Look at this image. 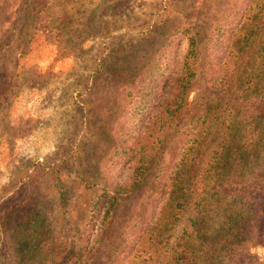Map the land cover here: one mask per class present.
Returning <instances> with one entry per match:
<instances>
[{
    "label": "rangeland",
    "instance_id": "rangeland-1",
    "mask_svg": "<svg viewBox=\"0 0 264 264\" xmlns=\"http://www.w3.org/2000/svg\"><path fill=\"white\" fill-rule=\"evenodd\" d=\"M34 1L0 0V224L36 191L58 251L50 264H78L77 259L85 260L77 246L81 234L86 236L84 217L112 196L108 217L99 211L87 244L96 264H111L114 244L123 236L119 251L124 257L129 239L153 216L147 211L128 223L142 188L130 187L134 163L109 150L124 116L121 105L111 102L133 90L122 81L124 67L138 70L147 56L158 58L164 50L162 57L176 73L189 36L198 40L201 65L220 63L229 51L218 56L223 37L218 38L244 0H99L93 16H78L82 23L95 22L85 34V24L65 25L67 0H48L58 13L53 30L34 21L30 28L25 8ZM251 2L254 6L256 0ZM109 70H115L112 79ZM205 80H196L187 102L214 92ZM48 168L58 169L57 174L42 177ZM188 216L182 212L169 228V243L189 224ZM11 231L2 230L0 237ZM138 253L134 259L144 258ZM249 253L263 260L264 241ZM0 258L9 259L4 243Z\"/></svg>",
    "mask_w": 264,
    "mask_h": 264
},
{
    "label": "trees",
    "instance_id": "trees-1",
    "mask_svg": "<svg viewBox=\"0 0 264 264\" xmlns=\"http://www.w3.org/2000/svg\"><path fill=\"white\" fill-rule=\"evenodd\" d=\"M97 1L67 0L65 25L75 21L79 27L86 25L82 34L91 32L92 19L83 23L77 19L93 16ZM251 1L244 0L232 14L233 23L220 34L218 56L229 51L220 63L201 65L198 40L189 36L176 73L162 57L164 50L158 58L155 53L147 56L138 70L124 67L122 81L133 90L111 102L117 108L121 105L124 116L109 150L134 163L130 187L142 188L128 223L147 211L153 216L149 226L129 239L124 257L119 251L123 236L114 244L111 264H264V259L249 253L264 241V0H256L254 6ZM48 5V0L28 4L30 28L34 21L45 30L54 29L58 13ZM108 73L110 79L115 77V70ZM201 76L214 92L189 103L188 95ZM57 171L48 168L40 175L53 176ZM35 192L0 224L2 230H12L0 237L9 255L0 258V264H50L58 253ZM112 203L111 196L97 211L86 213V236L82 239V233L77 243L85 260L77 259L78 264H96L87 246L89 236L99 211L104 210L105 219ZM186 211L189 224L169 243V228ZM137 252L144 258L134 259ZM136 259L140 261L135 263Z\"/></svg>",
    "mask_w": 264,
    "mask_h": 264
}]
</instances>
